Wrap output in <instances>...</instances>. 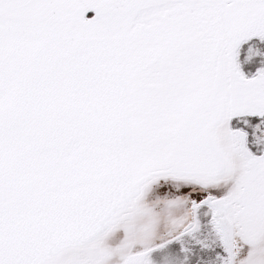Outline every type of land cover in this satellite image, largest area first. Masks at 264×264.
Wrapping results in <instances>:
<instances>
[{
	"label": "snow or ice",
	"instance_id": "1",
	"mask_svg": "<svg viewBox=\"0 0 264 264\" xmlns=\"http://www.w3.org/2000/svg\"><path fill=\"white\" fill-rule=\"evenodd\" d=\"M0 264H264V0H0Z\"/></svg>",
	"mask_w": 264,
	"mask_h": 264
}]
</instances>
